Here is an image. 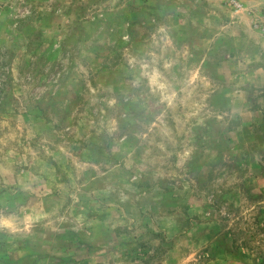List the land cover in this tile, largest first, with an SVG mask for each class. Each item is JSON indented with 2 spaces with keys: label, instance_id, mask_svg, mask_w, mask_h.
<instances>
[{
  "label": "rangeland",
  "instance_id": "rangeland-1",
  "mask_svg": "<svg viewBox=\"0 0 264 264\" xmlns=\"http://www.w3.org/2000/svg\"><path fill=\"white\" fill-rule=\"evenodd\" d=\"M264 6L0 0V264H264Z\"/></svg>",
  "mask_w": 264,
  "mask_h": 264
},
{
  "label": "crops",
  "instance_id": "crops-1",
  "mask_svg": "<svg viewBox=\"0 0 264 264\" xmlns=\"http://www.w3.org/2000/svg\"><path fill=\"white\" fill-rule=\"evenodd\" d=\"M243 2V0H241ZM248 1V4H251V5H262L264 6V0H247ZM258 43L260 45V48L262 49V51H264V39H260L258 38Z\"/></svg>",
  "mask_w": 264,
  "mask_h": 264
},
{
  "label": "clouds",
  "instance_id": "clouds-1",
  "mask_svg": "<svg viewBox=\"0 0 264 264\" xmlns=\"http://www.w3.org/2000/svg\"><path fill=\"white\" fill-rule=\"evenodd\" d=\"M0 226H7V224L4 221H0Z\"/></svg>",
  "mask_w": 264,
  "mask_h": 264
}]
</instances>
